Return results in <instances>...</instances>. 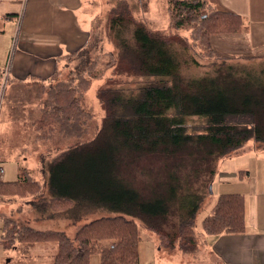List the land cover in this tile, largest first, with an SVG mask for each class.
<instances>
[{
	"label": "trees",
	"instance_id": "trees-1",
	"mask_svg": "<svg viewBox=\"0 0 264 264\" xmlns=\"http://www.w3.org/2000/svg\"><path fill=\"white\" fill-rule=\"evenodd\" d=\"M169 3L172 23L175 21L178 28L197 27L196 39H201L206 53L219 61L211 63V70L205 74L183 73L182 56L193 45L187 37L176 39L153 28L135 14L128 0H116L108 9L104 30L96 15L89 41L66 57L71 63L80 54H86L91 45L99 52L80 69H70L67 79H60L65 74V69H60L50 83L41 86L44 103L37 123L40 135L49 138L59 133L66 138H83L89 132L88 122L94 119V113L85 106L92 80L106 70L154 77L129 93L110 84L101 87L97 97L105 108V118L98 134L90 141L64 149L47 163L51 197L33 204L38 211L61 208L75 218L91 210L116 213L82 225L76 233L78 248L64 232L19 227L26 231L19 240L58 243L55 264H90V255L98 253L99 248L102 249L99 264H138L142 235L137 221L126 215L142 220L147 228L160 233L167 248H175L178 243L181 251L194 252L197 214L209 193L213 169L207 172L208 176L202 174L190 181L188 207L184 204L172 207L169 196L172 188L155 191L154 198L152 190L148 191L149 196L143 195L124 175L128 167L124 158L133 160V165L144 153L157 156L163 150L174 155L195 145L205 150L206 157L199 149L196 153L204 162L209 157H227L250 139L264 145V62L256 65L231 62L232 57L223 55L211 44L213 34L241 32L245 28L244 18L220 9L210 0H169ZM107 43L114 47L106 48ZM176 43L183 49L178 50ZM245 58L250 61L258 57ZM192 116L204 118L203 130L190 132L188 119ZM21 171L18 180H0L1 193L32 194V190L26 189L28 186L40 190L39 180L31 177L29 169L24 166ZM90 174L94 180L85 188L79 187L78 180ZM199 178H203L201 192L192 186ZM244 210L245 202L240 194H222L212 212L203 219V231L208 235L244 232ZM177 211L180 221L170 231L164 224L168 215ZM13 223L5 220L1 239L9 246H12L10 241L17 239L14 236L18 227H10Z\"/></svg>",
	"mask_w": 264,
	"mask_h": 264
},
{
	"label": "crops",
	"instance_id": "crops-1",
	"mask_svg": "<svg viewBox=\"0 0 264 264\" xmlns=\"http://www.w3.org/2000/svg\"><path fill=\"white\" fill-rule=\"evenodd\" d=\"M210 2L220 9L240 14L245 20V28L241 32L213 34V47L230 57L263 58L264 0ZM95 3L96 0H0V79L7 72L9 74L4 96H0V116L6 98L9 109L13 105L11 103L16 102V98L22 100L28 95L24 88H42V85L50 83L57 70L70 68L75 59L69 63L66 56L82 48L89 41L91 31L95 27L96 13L90 12L93 18L88 13L89 7H93ZM1 130L7 132L4 127ZM5 141L10 140L7 138ZM2 142L0 139V144ZM0 151V163L11 159V155L19 157V160L24 159L15 152H8V147H0ZM18 159H15L18 163L17 177L14 180L9 179L10 181L18 180L21 176L24 166ZM223 160L221 168L217 170L221 176L219 190L211 201L207 200L208 214L212 212L214 204L222 194H240L245 202L244 232L208 235L202 226L203 219L208 215L206 214L201 222V230L197 232L199 243L194 252L179 249V253L162 255V248L155 239L151 241V245L148 244L144 248L143 243L141 244L138 264H264V145L248 141ZM5 172L3 168L0 180L9 181L4 177ZM3 195L0 194L2 238L5 233V218H8L5 216L7 206L3 200H13V203H17L16 197L6 199V195ZM23 201L25 203L21 205H13L9 214L25 211L24 205L27 204L26 200ZM28 226L38 231L54 229L42 227L41 224ZM1 242L7 251L0 253V264L55 262V244L28 241L25 243L17 240L9 246L4 241ZM42 256L45 259H42Z\"/></svg>",
	"mask_w": 264,
	"mask_h": 264
},
{
	"label": "rangeland",
	"instance_id": "rangeland-1",
	"mask_svg": "<svg viewBox=\"0 0 264 264\" xmlns=\"http://www.w3.org/2000/svg\"><path fill=\"white\" fill-rule=\"evenodd\" d=\"M114 1L116 2V0H96L95 5L93 7H89L88 13L92 11L93 14L96 13V15H98L101 21L99 26L102 28V31L105 28L104 25L107 13L109 11L108 9L111 7V3H113ZM128 2L131 5L135 14L138 17L145 19V21H147L153 28L163 31L176 39L182 38L181 36L187 37L190 42L194 45H191L190 49L186 50V54L183 52L184 54L182 58L185 63H183L182 70L185 75H203L206 71L211 70V63H213L214 61H218L215 57H213L209 53H206L204 42H202L201 39H196V35L199 34L197 32V27L194 30L191 26L178 28L175 26V21L174 23H172V12L169 11V0H128ZM92 13H90L91 17L93 16ZM201 15L204 16L206 14L204 13ZM90 25L93 28L92 21L90 22ZM90 47L91 48L88 49V52L86 51V54H80L79 57L76 58L73 63H71L70 68L65 70L64 76L60 77V79H67V74L70 69H74L75 71L80 69L85 64V62L89 60L90 57L95 56V54L99 52L97 51L96 47L92 45ZM112 47H114V45L112 46V44L107 43L106 48L109 49ZM177 49L182 50L183 48L179 44H177ZM232 58L233 59L230 60L231 62H254L255 65L264 62V57L261 59H252L250 61L245 57ZM111 74L113 76L109 78ZM153 79V76L141 77L130 75L127 73H120L117 70H115V72L113 71V73L111 70H106L101 77H97L92 80V85L87 92L88 95L85 98V106L94 113V119H90V121L88 122L89 132L83 138H66L59 133L49 138H45L40 135L41 131L39 130L37 123L40 120L43 110L42 106L44 103V96H41L42 88H24L23 90H27L26 93H28V95L26 94V97L22 100H19L21 98H16V102H12L11 105H13L9 109L8 99H5L0 116V139H2L3 141L0 144V147H8V152H11L12 154H14L15 152L21 157L23 156L24 159L21 158L19 160V157H14L11 155V159L2 161L0 163V166H2L6 171L4 173V177L7 180L16 179L18 163L15 159H18L23 166H27V168L30 169L29 173L31 174V177L34 180H39L41 185L40 190H36L37 186H28V188L26 187L27 190H32V194L21 196H17L16 194H4L6 195V199L16 197L17 201V203H13V200H3L4 205L7 206L5 216L8 218L5 219H10L14 221L13 224H10V227H18V233L14 236V238L16 237L17 239L14 241H10V245L16 243L17 240H19L21 236L25 234L26 231L20 230L19 227L22 229V227H26L28 225L36 226L38 224H41L42 227H54L53 230L64 232V234L69 238V241L73 240L74 247L78 248L80 247V245L79 241L76 240V233L78 232V230H80L82 225L103 215L116 214L112 212L109 213L104 210H91L89 213H83L79 218H75L71 215L72 213L68 210L65 211L61 208H59L60 210H57L53 209L52 207H49L47 211L42 212L40 210L38 211L35 207L36 205L33 204H38L40 201H44L45 199L50 200L51 196L47 182L49 176V173L47 171L48 169H46L47 163H50V161L54 160V158L60 155L64 151V149L76 145L79 142H87L92 140L93 138H95V136L101 129L103 125V120L105 118V108L97 97V93L100 88L110 84L113 85V87H120L129 93L132 89H135L144 83L150 82ZM11 87L12 84H10L9 89H11ZM34 104L38 106H35ZM204 125L205 120L202 117L192 116L188 119V129L190 130V132H198L200 130H203ZM3 127L7 130V132H2L1 128ZM14 128L15 133H13ZM9 131L11 133H9ZM7 138L10 141H5V139ZM251 140L253 142L256 141L255 139H250L249 141ZM197 149H199L202 152L203 156L206 157L207 154L205 155V150H201L202 148H199L195 145H189L187 148H185V150H182L180 153L174 155L166 153L163 150H160L157 156L155 154H149L150 156H146L145 153L141 154L139 158L138 156L135 157V159L138 158L140 160L137 159V162L135 161L133 165V160L131 162V159L124 158L123 161H125L128 165V167L124 169V175H126L127 179L133 182V184L137 187V190L143 195L149 196L147 193L149 190H152L151 196L152 198H154L155 191H159L162 188L166 187L172 188L169 190V196L171 197L172 207H174L176 204L179 206H181L180 204H184L186 207H188L190 200V181L192 180V178L195 179L197 178V176L202 174H207L208 176L207 172L210 169H213L214 175L213 181L211 183L212 190L209 188V193L207 194V197L205 198V201L203 202L202 207L197 214L198 219L195 234L198 244L199 235L197 232H200L202 219L209 212V207H207V200L209 201L214 196V194L217 193V191L219 190L218 184H221V176L220 174H218L217 170L221 168L220 164L222 165L224 158L209 157L207 160H204V162H202V160L196 155ZM1 152L2 151H0V153ZM76 169H79V167L77 166ZM199 179L195 180L194 185L192 186L193 188H196L201 192V190L203 189V178ZM90 180H94V177L91 176V174L82 180H78L77 184L79 185V187L84 186L83 188H85L88 183L90 184ZM0 194L1 196L3 195V193L1 192ZM23 199L26 200L27 205H24L26 206V210H21L22 212L15 211L9 214V211L12 209L13 205L18 206L25 203ZM178 211L168 215L167 220L164 224L165 228L170 231L175 230L178 226V223L180 221ZM126 217L128 219L136 220L138 223V229L140 230L142 235V238L138 244L139 255L141 244L143 243L144 248L148 244L151 245V241L155 239V242L158 243V245H160L162 248V250L160 251L162 255H173V253L176 254L181 252L179 250L178 243L175 248H167L165 246L166 242L163 237L161 238L160 233L153 231L150 228H147V226L143 223L142 220L129 215H126ZM1 234L2 233L0 231V239H2ZM41 242H45L46 245H49L50 243H52V245L55 244V259L56 255L59 252L58 243L55 241ZM104 243L105 245H107V242ZM4 251L7 250L3 248L2 242L0 241V253H4ZM100 251H102V249L99 248L98 253L90 255V264L100 263ZM41 258L45 259V257L43 256ZM42 264H47V262ZM51 264H53V262Z\"/></svg>",
	"mask_w": 264,
	"mask_h": 264
},
{
	"label": "built area",
	"instance_id": "built-area-1",
	"mask_svg": "<svg viewBox=\"0 0 264 264\" xmlns=\"http://www.w3.org/2000/svg\"><path fill=\"white\" fill-rule=\"evenodd\" d=\"M9 74H8V72L6 73V74H4L3 76H2V78L0 79V96H1V98L4 96V92H5V90H6V87H7V83H8V81H9ZM2 173H3V168L2 167H0V177L2 176Z\"/></svg>",
	"mask_w": 264,
	"mask_h": 264
},
{
	"label": "water",
	"instance_id": "water-1",
	"mask_svg": "<svg viewBox=\"0 0 264 264\" xmlns=\"http://www.w3.org/2000/svg\"><path fill=\"white\" fill-rule=\"evenodd\" d=\"M210 189L212 190V184H210Z\"/></svg>",
	"mask_w": 264,
	"mask_h": 264
}]
</instances>
